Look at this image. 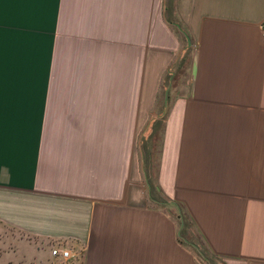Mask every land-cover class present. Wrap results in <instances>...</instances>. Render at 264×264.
I'll use <instances>...</instances> for the list:
<instances>
[{
  "label": "crops",
  "instance_id": "1",
  "mask_svg": "<svg viewBox=\"0 0 264 264\" xmlns=\"http://www.w3.org/2000/svg\"><path fill=\"white\" fill-rule=\"evenodd\" d=\"M263 27L264 0H0V225L59 264H204L179 207L264 264Z\"/></svg>",
  "mask_w": 264,
  "mask_h": 264
},
{
  "label": "rangeland",
  "instance_id": "2",
  "mask_svg": "<svg viewBox=\"0 0 264 264\" xmlns=\"http://www.w3.org/2000/svg\"><path fill=\"white\" fill-rule=\"evenodd\" d=\"M140 136L141 133H139L138 141L140 140ZM154 199L165 201L161 196L155 197ZM175 212L177 226L180 228L178 210L175 209ZM187 230H185L183 226V228L180 230L181 235L187 241V245L197 254V257L201 260V262L204 264H220L221 261L210 255L206 249V246L203 244L198 235L195 234L191 226H189ZM30 240L31 239L20 233H17L13 229L0 225V264H59V261H61L60 259L47 261L50 256V252L48 250L51 251V249L56 245L51 247V245L46 244L43 247L47 248L48 250H38L33 245L29 246L24 242Z\"/></svg>",
  "mask_w": 264,
  "mask_h": 264
},
{
  "label": "built area",
  "instance_id": "3",
  "mask_svg": "<svg viewBox=\"0 0 264 264\" xmlns=\"http://www.w3.org/2000/svg\"><path fill=\"white\" fill-rule=\"evenodd\" d=\"M262 35L264 38V27L262 29ZM50 253L54 259H60L62 262H67L71 258L74 257L73 252L70 248L66 249V248L62 247L61 245H57V246L53 247L51 249Z\"/></svg>",
  "mask_w": 264,
  "mask_h": 264
},
{
  "label": "water",
  "instance_id": "4",
  "mask_svg": "<svg viewBox=\"0 0 264 264\" xmlns=\"http://www.w3.org/2000/svg\"><path fill=\"white\" fill-rule=\"evenodd\" d=\"M180 29V27H178ZM186 37V40H187V43H188V46L191 45L190 43V40H189V37L187 35H185ZM196 68H197V54H195L194 56V60H193V68H192V80H194L195 78V74H196ZM165 100H167V93H166V97H165ZM145 180H146V183H147V187H148V190L150 191L151 190V186L150 184L148 183L147 181V177L145 175ZM178 209V214H179V219H180V230L183 228L184 226V219H183V216H182V212H181V209L179 207H177ZM179 236H180V232H179ZM186 241V240H185ZM187 242V241H186ZM195 247V246H194Z\"/></svg>",
  "mask_w": 264,
  "mask_h": 264
},
{
  "label": "trees",
  "instance_id": "5",
  "mask_svg": "<svg viewBox=\"0 0 264 264\" xmlns=\"http://www.w3.org/2000/svg\"><path fill=\"white\" fill-rule=\"evenodd\" d=\"M156 196H154L153 194H152V198L154 199Z\"/></svg>",
  "mask_w": 264,
  "mask_h": 264
}]
</instances>
